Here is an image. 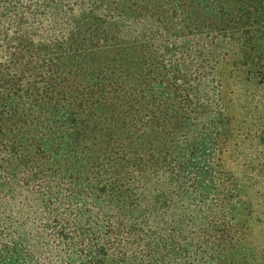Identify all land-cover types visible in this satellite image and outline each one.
<instances>
[{
  "label": "trees",
  "instance_id": "16d2710c",
  "mask_svg": "<svg viewBox=\"0 0 264 264\" xmlns=\"http://www.w3.org/2000/svg\"><path fill=\"white\" fill-rule=\"evenodd\" d=\"M263 44L264 0H0V264H132L113 213L153 250L138 264L244 261L254 210L214 137L226 75L264 82ZM97 114L124 136L93 155Z\"/></svg>",
  "mask_w": 264,
  "mask_h": 264
},
{
  "label": "rangeland",
  "instance_id": "374dc122",
  "mask_svg": "<svg viewBox=\"0 0 264 264\" xmlns=\"http://www.w3.org/2000/svg\"><path fill=\"white\" fill-rule=\"evenodd\" d=\"M191 20L198 27L210 23L202 15L201 10L193 13ZM55 27L54 23L37 26L36 39ZM20 47L21 56L28 58L30 53L27 51L31 52L32 46L28 42H22ZM262 48L264 49V44ZM4 64L8 65L7 60ZM9 68L16 67L9 65ZM201 94L206 99L214 98L213 93L207 88H202ZM220 100L230 109L231 123L217 137H214L219 161L225 171L233 174L246 186L244 197L249 198L245 199L251 202L247 205L246 213L251 214L254 210V228L248 232L244 241L235 244L245 250V258H242L244 261L238 259L240 262L235 261V264H264V82L258 77L251 82H245L235 76L226 75ZM92 121L96 130L91 143L93 155L105 143L119 140L124 136L103 114L92 116ZM180 213L175 221L187 230L186 235L198 238L199 235L207 237V232L211 233L207 220L188 211L183 210ZM116 215L117 213H113L114 224L120 230V245L115 252L119 254L126 252L132 264H138L141 256L147 257L153 254V250L145 247L141 235L133 234L129 223ZM191 219L195 226L189 221ZM226 234L227 232L219 234V239L222 238L219 243L221 251L224 248L223 238ZM210 254L213 255L211 248ZM238 258H240L239 255ZM173 262L171 258L165 264H173ZM211 262L212 258L209 256L207 263L211 264Z\"/></svg>",
  "mask_w": 264,
  "mask_h": 264
}]
</instances>
